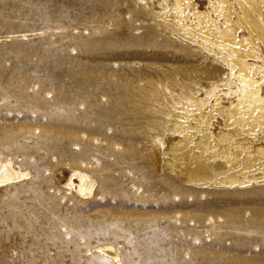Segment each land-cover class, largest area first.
<instances>
[{
  "label": "rangeland",
  "instance_id": "obj_1",
  "mask_svg": "<svg viewBox=\"0 0 264 264\" xmlns=\"http://www.w3.org/2000/svg\"><path fill=\"white\" fill-rule=\"evenodd\" d=\"M165 1L0 0V163L27 173L0 184V264H264V182L198 187L154 152L152 136L179 138L161 127L179 95L236 100L230 67L172 32ZM213 124L224 150L264 152V135L225 145ZM74 170L89 193L66 184Z\"/></svg>",
  "mask_w": 264,
  "mask_h": 264
},
{
  "label": "bare ground",
  "instance_id": "obj_2",
  "mask_svg": "<svg viewBox=\"0 0 264 264\" xmlns=\"http://www.w3.org/2000/svg\"><path fill=\"white\" fill-rule=\"evenodd\" d=\"M205 1L201 8L197 0H166L159 3L157 14L168 21L172 16L173 23L168 25L173 33L182 34L227 63L235 82L234 89L227 86V93L234 94L236 100L223 104L218 85L204 88V95L199 86L181 94L173 100L172 109L163 113L161 124L164 132L170 130L178 140L166 145L161 133L152 136L151 142L161 165L195 186L259 184L264 182V152L244 158L241 151L224 150L213 123L222 119L228 131L225 145L232 140L256 141L264 135V58L257 50L258 44H264V0ZM24 176L27 173L11 160L0 163V184ZM93 181L85 172L74 170L66 184L85 195L93 189ZM102 249L115 253L109 246Z\"/></svg>",
  "mask_w": 264,
  "mask_h": 264
}]
</instances>
